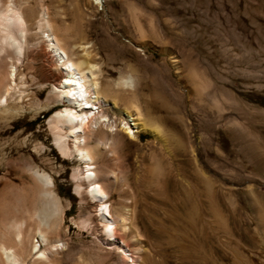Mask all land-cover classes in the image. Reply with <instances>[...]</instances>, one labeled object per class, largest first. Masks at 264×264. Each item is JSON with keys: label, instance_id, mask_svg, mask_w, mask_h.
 <instances>
[{"label": "rangeland", "instance_id": "374dc122", "mask_svg": "<svg viewBox=\"0 0 264 264\" xmlns=\"http://www.w3.org/2000/svg\"><path fill=\"white\" fill-rule=\"evenodd\" d=\"M102 2L90 9L83 0L48 6L58 24H75L93 45L104 81L117 82L127 69L136 75L139 103L162 129L163 142L123 135L117 159L97 166L116 176L108 186L111 213L124 205L134 214L140 241L128 248L139 250L135 261L264 264V0ZM32 34L33 61L27 65L25 56L18 67L16 89L23 93L0 105V231L39 209L31 173L44 172L64 211L53 235L56 263L121 264L120 251L101 240L97 204L84 185L75 192L71 176L84 165L53 145L47 122L61 106L43 107L62 75L40 33ZM194 73L210 83L203 94ZM115 100L124 107L119 95ZM33 242L45 248L37 236Z\"/></svg>", "mask_w": 264, "mask_h": 264}, {"label": "bare ground", "instance_id": "6f19581e", "mask_svg": "<svg viewBox=\"0 0 264 264\" xmlns=\"http://www.w3.org/2000/svg\"><path fill=\"white\" fill-rule=\"evenodd\" d=\"M46 1L51 4L58 0H0V55L5 54L0 58L4 64L0 68V105H7L14 94L21 97L23 93L16 89L17 83H22L18 67L25 56L27 65L32 63L27 54L34 37L32 32L37 30L40 33L39 43L45 45L44 50L51 57L45 56L59 65L62 75L57 84L54 80L51 82L52 97L43 107L50 111L54 107L51 105L57 103L62 108L53 111L47 122L53 145L61 157L73 156L84 165V170L76 169L71 178L76 182L75 192L79 194L84 185L87 197L97 204L95 218L102 222L101 231L105 237L102 242L120 251L121 264H138L133 256L139 250L128 248L129 243L137 245L140 241L133 223L134 214L124 205L111 213L107 203L108 186L116 176L111 170H101L97 166L117 159L114 147L123 135L137 142L140 134H146L154 141L163 142L162 129L151 122L139 103L134 86L136 75L127 69L126 75L117 82L104 81L93 45L83 41L81 30L75 24L68 25L64 20H59L58 24L52 18ZM83 1L88 9L93 5L103 6L102 0ZM32 2L37 9L30 5ZM135 16L132 18L142 35ZM173 58L171 63L176 69L178 60ZM50 70H45V76H50ZM193 77L201 82L198 81L196 92L205 93L210 86L209 81L200 74L194 73ZM118 95L123 108L115 100ZM210 106L216 113L222 112L217 101ZM29 107L32 105L29 104ZM33 112L36 114L37 110ZM31 178L39 209L27 220L12 218L5 231H0V264H58L52 249L56 251L55 244L59 240L53 235L58 231L64 211L52 190L51 177L44 172L33 171ZM36 236L45 245L43 250L38 242H33Z\"/></svg>", "mask_w": 264, "mask_h": 264}]
</instances>
